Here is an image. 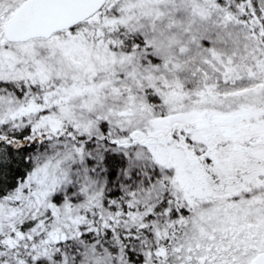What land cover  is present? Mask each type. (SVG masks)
Masks as SVG:
<instances>
[{
  "label": "snow or ice",
  "instance_id": "6c2138e0",
  "mask_svg": "<svg viewBox=\"0 0 264 264\" xmlns=\"http://www.w3.org/2000/svg\"><path fill=\"white\" fill-rule=\"evenodd\" d=\"M0 264H264V0H0Z\"/></svg>",
  "mask_w": 264,
  "mask_h": 264
}]
</instances>
